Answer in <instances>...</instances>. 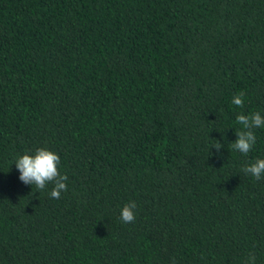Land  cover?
<instances>
[{
    "label": "trees",
    "instance_id": "1",
    "mask_svg": "<svg viewBox=\"0 0 264 264\" xmlns=\"http://www.w3.org/2000/svg\"><path fill=\"white\" fill-rule=\"evenodd\" d=\"M254 112L264 0H0V264H264V127L231 144ZM40 147L59 199L19 179Z\"/></svg>",
    "mask_w": 264,
    "mask_h": 264
},
{
    "label": "clouds",
    "instance_id": "2",
    "mask_svg": "<svg viewBox=\"0 0 264 264\" xmlns=\"http://www.w3.org/2000/svg\"><path fill=\"white\" fill-rule=\"evenodd\" d=\"M244 93L239 92L232 98V104L243 108ZM236 122L242 125L240 130L236 132V139L231 142L232 148L240 153L247 155L256 143V135L254 129L264 127V116L259 112H254L250 115L240 113L236 117ZM224 145L217 140L211 147H215L217 151ZM60 156L53 150L46 147L37 148L33 153L25 152L18 156L14 161L20 175L19 179L28 185H35L36 189L44 190L51 183L53 187L50 191V197L59 199L62 192H66L68 177L66 174H61L59 171ZM242 171L250 174L256 180L264 177V158H257L242 167ZM136 203L135 201L126 203L121 209L120 218L124 223L134 222L136 218ZM246 264H255L254 254H249Z\"/></svg>",
    "mask_w": 264,
    "mask_h": 264
}]
</instances>
